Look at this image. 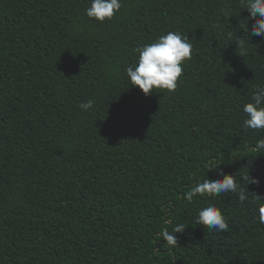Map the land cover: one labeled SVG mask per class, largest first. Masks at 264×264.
<instances>
[{"label":"trees","instance_id":"obj_1","mask_svg":"<svg viewBox=\"0 0 264 264\" xmlns=\"http://www.w3.org/2000/svg\"><path fill=\"white\" fill-rule=\"evenodd\" d=\"M90 3L0 0V264H264V129L243 127L264 86V39L243 56L234 43L248 11L240 0H122L101 23ZM168 31L190 39L191 59L174 92L145 95L125 69ZM209 162L237 175L244 203L182 199L220 176ZM209 203L226 231L196 223ZM181 223L169 247L161 230Z\"/></svg>","mask_w":264,"mask_h":264},{"label":"clouds","instance_id":"obj_2","mask_svg":"<svg viewBox=\"0 0 264 264\" xmlns=\"http://www.w3.org/2000/svg\"><path fill=\"white\" fill-rule=\"evenodd\" d=\"M243 9L249 13L245 20L243 36H237L235 33V45L241 50L240 56L246 54L247 44L250 39L260 37L264 39V0H240ZM122 8V0H91L90 6L85 9V14L89 19H94L103 23L106 19L111 20ZM225 16H231L230 9H221ZM248 20H251V27H248ZM229 37L232 33L229 32ZM193 44L188 37L186 38L179 32L168 31L161 35L154 42L137 46L134 52L137 54L135 66H128L125 69L126 77L131 86L138 88L145 95L152 92L167 91L174 92L178 87V80L183 75L185 61L190 60L192 56ZM94 107V101L89 99L87 102L79 104L83 111H91ZM243 112L246 118L243 121L245 129L261 130L264 129V86H255L252 93L251 102L243 105ZM256 150L264 151V140L257 143ZM217 163L213 165L209 162V170H216L220 176L217 178H205L202 182H197L191 186L190 190L184 193L182 199L192 202L199 194L200 196L213 197L223 193L237 194L240 203L247 199V187H242L238 182L237 175L226 174ZM222 177V178H220ZM248 184H259V180L250 177L249 174L239 177ZM259 199L256 209L258 221L264 224V199L255 195ZM196 223L202 225L208 230L216 232L226 231L228 224L221 210L214 204H207L199 209ZM186 227L184 224H177L169 232L166 228L161 230V237L169 247L178 246V237L176 233H183Z\"/></svg>","mask_w":264,"mask_h":264}]
</instances>
